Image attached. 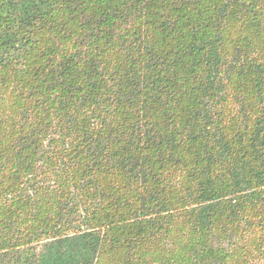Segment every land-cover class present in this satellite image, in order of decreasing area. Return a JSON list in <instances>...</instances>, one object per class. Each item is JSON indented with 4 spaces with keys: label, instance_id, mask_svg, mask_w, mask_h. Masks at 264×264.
Masks as SVG:
<instances>
[{
    "label": "trees",
    "instance_id": "obj_1",
    "mask_svg": "<svg viewBox=\"0 0 264 264\" xmlns=\"http://www.w3.org/2000/svg\"><path fill=\"white\" fill-rule=\"evenodd\" d=\"M0 264H264V0H0Z\"/></svg>",
    "mask_w": 264,
    "mask_h": 264
}]
</instances>
